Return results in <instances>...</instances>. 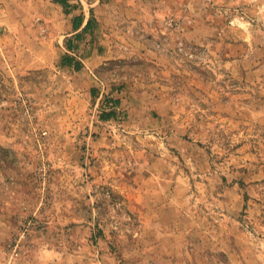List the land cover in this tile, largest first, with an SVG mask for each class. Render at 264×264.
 Instances as JSON below:
<instances>
[{
  "label": "rangeland",
  "instance_id": "obj_1",
  "mask_svg": "<svg viewBox=\"0 0 264 264\" xmlns=\"http://www.w3.org/2000/svg\"><path fill=\"white\" fill-rule=\"evenodd\" d=\"M200 1L208 10L218 8L215 0ZM189 7L184 5L182 15L151 17L149 33H119L122 41L151 42L166 65L122 59L105 68L100 77L105 87L121 90L152 78V93L168 95L176 110L155 114L160 130L138 116L142 109H136L139 125L134 127L125 123L131 121L127 109L116 110L108 124L111 143L101 147L110 150L103 159L116 173L106 174L101 186L90 172L83 174L90 184L88 198L73 190L67 203L62 188L69 179L78 183V174L71 178L63 172L67 159L51 157V146L80 149L85 168L96 165L93 140L106 132L101 115L113 110L114 99L104 105L100 90V101L88 109L67 107L54 88L59 85L55 68H38L26 54L30 40H48L56 10L42 0H0V264H161L165 254L137 244L143 223L126 194L104 183L128 185L154 176L178 184L172 190L192 214L182 227L199 233L175 263L264 264V41L236 58L215 53L210 44L188 37ZM229 11H221L229 25L247 32L256 26L264 39L255 17L238 6ZM96 14L91 16L97 22ZM101 31L99 36L111 34ZM131 99L140 106V100ZM69 136L73 141L65 139ZM159 159L167 165L165 174Z\"/></svg>",
  "mask_w": 264,
  "mask_h": 264
},
{
  "label": "crops",
  "instance_id": "obj_2",
  "mask_svg": "<svg viewBox=\"0 0 264 264\" xmlns=\"http://www.w3.org/2000/svg\"><path fill=\"white\" fill-rule=\"evenodd\" d=\"M42 2L49 10H56L57 18L54 16L52 20L50 19L48 40L45 42H39L37 38L30 40L28 42L30 46L26 45V54L30 60L39 62L38 68H55L52 75L59 84L58 87H54L55 90L61 91L67 107L81 111L88 109L93 102L100 101L98 96L102 85L98 78H102L108 65L122 61V59L136 57L166 65V59L152 52V44L145 38L122 41L119 37V33L124 30H128L130 34L134 30L149 33V30L154 28L150 25L151 17L162 20L168 14L182 15L184 14L183 7L187 4L190 7L186 13L193 23L192 29L188 31V37L198 43L210 44L215 53L225 57L236 58V55H240L239 53L252 50L264 41L263 38H259V30L256 26H253L251 31H243L229 25V20L221 16L223 15L221 11L228 14L232 7L238 6L250 16L255 17L264 27V15H262L264 14V0H215L219 10L218 8L208 10L200 0H65V5L55 0H42ZM96 13L100 15L95 16L98 23L91 16ZM100 28L103 33H105L103 29H110L111 34L108 35L106 31L104 36H99L96 31ZM113 30H116L114 33L118 36L113 35ZM40 45H44L45 49L40 48ZM15 59L17 60V57ZM18 59L22 58L18 57ZM155 86L156 83H153L152 78L137 79L136 82L121 90L114 88L108 90L104 86V95L101 99L106 98L109 101L114 99L116 105L113 107L112 104L111 108L115 112L119 108L123 111L127 109L131 121L125 123L129 127L139 125L138 118L142 115L149 120L150 128L160 130L162 126L160 121H156L155 114L170 115L172 109L176 110V107L172 105L168 95L156 97L152 93ZM161 91L164 92V90ZM132 96L140 100V106L135 107ZM136 109L144 111L139 114ZM136 115L139 117L137 118ZM82 118L84 115L81 113L77 119L82 120ZM111 120L112 118L103 120L101 125L106 126V132L102 129L103 132L93 140L92 146L95 147V155L98 157L94 166L85 168V162L81 161L83 152L81 153L80 149L70 148L58 151L56 143L51 146L54 152L51 157L60 156L67 159L65 161L67 167L63 168V172L66 171L69 177L74 172L78 174V183L69 179L68 182L65 181L62 188L67 203L72 199L73 190L78 191L79 198H88L86 191L89 190L90 184H85L83 174L90 172L95 176L93 183L101 186L106 174L116 173L115 166H108L103 159L110 150L101 148L108 147L111 143L112 133H108V124ZM82 123L81 121L80 125ZM65 139L73 141L71 136ZM79 159L80 161L74 166L68 165ZM159 161L163 165L162 171L165 174L167 165L162 159ZM149 169L153 170L150 166ZM162 179L157 178L156 180L154 176L144 182L139 181L128 185L114 184L112 180L104 183L110 184V189L115 187L114 191H117L120 188L122 193L126 194L124 197L127 199L129 208L139 216L143 223V235L137 244L140 247L149 245L153 252L158 251L165 254L161 257V264H178L175 263V258L178 254L185 252L192 238L198 237L199 233L194 232L192 235L191 229L187 232V228L182 227L185 222L192 220V214L179 203L178 193L172 190V188H178V184L165 181V177ZM168 183L170 187L167 188ZM173 254L176 256L174 257Z\"/></svg>",
  "mask_w": 264,
  "mask_h": 264
},
{
  "label": "built area",
  "instance_id": "obj_3",
  "mask_svg": "<svg viewBox=\"0 0 264 264\" xmlns=\"http://www.w3.org/2000/svg\"><path fill=\"white\" fill-rule=\"evenodd\" d=\"M171 24H172V26H175V24H174V22H171ZM177 27H174L175 28V30L178 32V29L180 28V25L178 24V25H176ZM179 50H181V51H183V48H184V46H183V43L182 42H180L179 44ZM98 78V77H97ZM98 81L101 83V85L103 86H100V90H101V93H100V99L103 97V95H104V86H105V84H104V82L100 79V78H98ZM27 101L26 100H23L22 101V103L24 104V106H25V108H26V110L28 111V110H30V108H29V104L28 103H26Z\"/></svg>",
  "mask_w": 264,
  "mask_h": 264
},
{
  "label": "trees",
  "instance_id": "obj_4",
  "mask_svg": "<svg viewBox=\"0 0 264 264\" xmlns=\"http://www.w3.org/2000/svg\"><path fill=\"white\" fill-rule=\"evenodd\" d=\"M55 1L58 2V3H60V4H62V5H65L66 4L65 0H55ZM104 100L105 101H103V103H105V102L107 103L108 100H106V98ZM111 104H113V106L116 105L115 104V101L113 103H111ZM115 117H116V112L114 110H111V111H108V112H104L101 115V119H103V120L104 119H111V118H115Z\"/></svg>",
  "mask_w": 264,
  "mask_h": 264
}]
</instances>
